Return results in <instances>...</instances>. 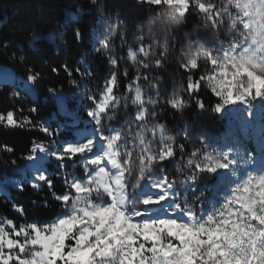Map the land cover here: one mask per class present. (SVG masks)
I'll list each match as a JSON object with an SVG mask.
<instances>
[{
  "label": "snow or ice",
  "instance_id": "snow-or-ice-1",
  "mask_svg": "<svg viewBox=\"0 0 264 264\" xmlns=\"http://www.w3.org/2000/svg\"><path fill=\"white\" fill-rule=\"evenodd\" d=\"M89 2L103 17L104 31L94 50L110 69L105 82L99 91L86 85L81 90L80 82L90 79L92 70L73 68L67 62L50 67V74L59 77L62 70L67 83L87 100L84 111L93 134L79 141L65 134V142L58 143L61 137L56 130L30 116L17 119L12 110L0 115L5 130H35L48 138H34L28 147L24 159L33 163V171L27 183L35 191L46 188L56 206L63 208L49 221L19 227L12 219L0 222V264H264V175L248 176L238 183L230 175L236 164L229 153L236 149L194 148L187 166L195 174L186 191L195 192L198 179L223 180L227 174L230 182L217 183L215 196L232 193L223 203L218 201L219 206L213 203L212 211H205L201 197L213 190L206 185L192 198L202 205L197 212L186 196L184 203L179 201L175 186L186 181L170 178L168 169L178 151L181 156L187 151L189 134L180 127L169 134L167 122L161 120L166 113L183 118L193 105L198 112L216 115L239 105L251 117L255 102L264 103V0H225L219 5L214 0H134L138 6H147L151 15L136 26L137 48L129 45L126 57L114 43L119 37L121 46L127 44L120 13L106 17L99 0ZM189 17L201 23L194 25L193 33L185 32L180 45L181 83L162 91L164 78L155 71L165 67L169 49L175 47L171 43L174 30ZM222 27L233 34L227 46L219 39ZM145 29L151 41L147 45ZM201 30L211 32L215 43L202 38ZM73 39L81 41L79 27L74 28ZM60 41L67 44L62 36ZM19 60L24 63L25 57ZM125 61L131 62V70ZM43 78L40 71L27 68L28 84ZM122 81H127L125 91L118 95ZM47 91L59 94L55 85ZM205 95L213 98V105L205 103ZM19 97V92L12 93L14 100ZM129 102L135 111L114 126L118 110H126ZM29 111L36 113L37 108ZM80 134L77 130L76 135ZM0 151L11 154L15 148L0 144ZM50 162L56 165L52 174L45 167ZM71 163L83 166L82 178L72 174ZM19 190L23 191V185ZM12 209L23 214L21 206L13 204Z\"/></svg>",
  "mask_w": 264,
  "mask_h": 264
},
{
  "label": "trees",
  "instance_id": "trees-1",
  "mask_svg": "<svg viewBox=\"0 0 264 264\" xmlns=\"http://www.w3.org/2000/svg\"><path fill=\"white\" fill-rule=\"evenodd\" d=\"M214 2L220 4L218 0ZM99 3L103 4L104 13L113 15L119 12L120 17H123L125 23L129 25L142 24L151 15L147 7L136 5L134 0H99ZM99 17L97 6L90 4L89 0H0V70L8 69L15 77L12 83L0 82V115H6L7 111L12 110L17 119L30 116L34 121H40L56 130L61 137L58 143L65 142V134L74 136L71 124L73 121H79L81 111L77 116L74 115V118L61 117L58 114L57 101L64 106L68 114H71L76 107H80L79 103H85V100L76 101V88L67 83V77L62 70L59 77L51 75L50 67H58L67 62L73 68L79 67L83 70L91 68L95 78L103 79L107 68L105 59L101 54L94 52L88 34ZM200 23L198 19L189 17V22L174 30L171 43L174 42L177 33H193L194 25ZM76 27H79L82 33L79 43L73 39V30ZM202 32L205 31L201 30L200 36ZM33 33L37 34L35 38ZM50 34L52 38L49 37ZM61 36L67 40V44L60 41ZM5 43L8 44L7 49L4 48ZM171 49L165 67L155 71V75L164 78L163 90L165 88L171 90L174 81H180L177 73L178 53ZM21 55L25 57L24 63L19 60ZM29 66L43 73L45 78L35 85L28 84L26 70ZM80 83L83 85L84 80ZM123 83L121 82L119 93L125 91ZM49 85H55L59 89L56 98L48 93ZM15 92H19L20 97L14 100L12 93ZM204 100L209 106L214 104L213 98L208 95L204 96ZM32 106L37 108L36 113L29 111ZM161 120L167 122L171 133L179 131L180 127L192 138L202 131H207L220 139L227 135L229 117L227 111L219 115L210 111L201 113L193 105L185 110L183 118L166 113ZM34 138L48 139L35 130H5L0 126V144H8L15 148L11 154L0 151V222L4 219H12L19 227L22 223L49 221L63 211L62 207H57L52 201L46 188L35 191L23 180L24 174L28 173L27 168L30 163L24 159V156ZM186 149L183 156L178 151L176 158L168 166L171 164L176 167L185 166L190 158V151L187 147ZM249 153H253L252 146L249 147ZM12 160L16 161L15 165L12 164ZM45 167L52 174L56 165L46 164ZM70 171L81 178L84 176L82 165L71 163ZM12 179L20 181L23 191L10 184ZM56 184L58 189L62 187L59 181ZM2 190L7 196L2 195ZM45 200L48 201V206H43ZM33 201L37 203L34 204ZM13 204L23 208L22 215L13 211Z\"/></svg>",
  "mask_w": 264,
  "mask_h": 264
},
{
  "label": "rangeland",
  "instance_id": "rangeland-1",
  "mask_svg": "<svg viewBox=\"0 0 264 264\" xmlns=\"http://www.w3.org/2000/svg\"><path fill=\"white\" fill-rule=\"evenodd\" d=\"M218 2L221 3V0H218ZM233 14H235L234 9H233ZM105 16L107 17V16H112V15L111 14L107 15L105 13ZM120 19L123 21V23L121 24V28L126 32L127 44L121 46V41L119 37L115 39L114 43L116 45L117 52L121 56L126 57L127 49L129 45L132 47L133 50L137 48V42L135 41L134 36L136 34V26L140 23L129 25L125 23L123 17H120ZM102 20H103V17L100 16L96 40L94 43L95 45L94 49L96 47V44L100 36L103 34V31H104V25H103ZM188 22H189V19H188ZM226 22H227V19H226ZM147 31L148 30L145 29V45L151 42L148 38ZM232 35H233L232 33H228L227 28L222 27L220 29L219 39L221 41H224V46H227V43L228 41L231 40ZM201 37L211 41L212 43H215L216 38L211 34V32H208V31L202 32ZM160 39H161V42H163L162 36H160ZM183 42H184L183 32L180 34L177 33V35L174 38V42L172 43L173 45H175V47L172 48L171 51L173 50L174 52L178 53L180 45ZM105 63H106L107 68L103 74V79L98 80L92 75L90 79L84 80L83 85H81V90L83 89V86L85 85L88 88L92 89L93 92L100 90L102 84L105 82L106 77L110 71L106 60H105ZM125 64L128 65L130 70L132 69L131 62L125 61ZM12 80L14 81L15 77L12 76L10 70L8 69L0 70V82H12ZM18 81H20V79H18ZM124 83H127V81H125ZM180 83H181V80L174 81L173 88L179 85ZM141 84L143 85L145 91H147L148 86L144 84L143 81H141ZM121 93H119L118 91L117 94L120 95ZM52 96L53 98H56V95H52ZM79 100H85V103L80 102L79 103L80 107H76V109L71 114H68L67 111L60 104V102L57 101L58 114L61 117L74 118V115L77 116L78 112L81 111V117L79 121H76V124L74 125L73 123L71 124V130L74 131V135H75L74 137L76 141L84 139L93 134L92 125L90 124V122L87 121L86 112L84 111V109H86L88 106V102L86 99L81 97V95L79 94L77 90L76 91V101H79ZM231 107L232 109L227 111L229 121H228V126H227V131H226L227 135L225 138L218 139L216 136H214L213 134L207 131H202L200 134H197L194 138H192V136L188 133L189 140L186 142V147L190 151V154L192 150L196 147L207 148L208 151H212L213 147H217V148H222L225 152H227L229 149H236L235 152L229 153L235 158L234 162L236 164V168L230 172V175L232 176V178L236 179L238 183L243 181L244 179H247L248 176H253L254 178L258 179L261 175H264V153L260 154L258 152L261 147L264 148V103H261L259 101L255 102V104L253 105L251 117H248L247 115L244 114L245 110L241 109V106L236 105V106H231ZM134 111H135V108L129 102V107L126 110L123 108L118 110V117H117V120L113 122V125L116 127H119L125 121V117L126 116L130 117ZM85 126L87 127L86 132L83 131ZM64 130L68 131L69 129L68 130L64 129ZM77 130H80V133H81L78 136L76 135ZM169 134H175V133L169 132ZM250 146H252L253 149H255L254 151L255 153L253 154L249 153ZM49 164H55V162H50ZM176 168H179L180 171L176 172ZM168 169H169V174H170L169 177L175 176L178 180L186 181L184 186H181L179 183H177L175 186V190L179 193V201L181 203H184L185 196H186L188 203L193 204L197 212L201 210L202 205L200 203H194L192 198L193 196L198 195L200 190L204 188L206 185L213 186V190L207 193L204 197H201V200L205 201V204L203 205L205 211H209V212L212 211L213 203H216L217 206H219L218 201L220 203H223L224 199H226L228 196H231L232 194L231 191L228 190V191L221 192L219 198L215 196L214 186L217 183L227 184L230 182L227 177V174L224 175L223 180L212 179V178L198 179L196 191L192 192V191H186V189L191 183V176L195 174L191 166H187V163L183 167H176L174 164H171L168 166ZM27 171H28L27 175L24 174L23 176V180H25L26 182H27V179L29 178V174L33 171L32 162H30V164L28 165ZM137 176H138V170H137ZM134 179L135 178H132L133 181ZM10 184L16 189H19V186L21 185L18 179H12L10 181ZM235 187H236V184H232V188H235ZM1 193L4 196L6 195L3 190L1 191Z\"/></svg>",
  "mask_w": 264,
  "mask_h": 264
},
{
  "label": "built area",
  "instance_id": "built-area-1",
  "mask_svg": "<svg viewBox=\"0 0 264 264\" xmlns=\"http://www.w3.org/2000/svg\"><path fill=\"white\" fill-rule=\"evenodd\" d=\"M88 34L90 35V38L94 43L97 35V26H93L92 28H90ZM49 37L52 38V35L50 34Z\"/></svg>",
  "mask_w": 264,
  "mask_h": 264
},
{
  "label": "clouds",
  "instance_id": "clouds-1",
  "mask_svg": "<svg viewBox=\"0 0 264 264\" xmlns=\"http://www.w3.org/2000/svg\"><path fill=\"white\" fill-rule=\"evenodd\" d=\"M222 3L225 2V0H221ZM228 3H235V0H227Z\"/></svg>",
  "mask_w": 264,
  "mask_h": 264
}]
</instances>
